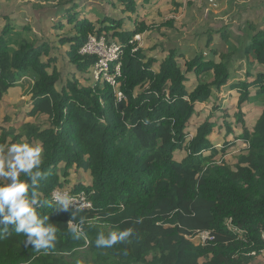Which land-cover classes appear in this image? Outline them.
Wrapping results in <instances>:
<instances>
[{
  "label": "trees",
  "instance_id": "obj_1",
  "mask_svg": "<svg viewBox=\"0 0 264 264\" xmlns=\"http://www.w3.org/2000/svg\"><path fill=\"white\" fill-rule=\"evenodd\" d=\"M56 1L34 11L55 19L54 31L65 29L57 43L65 47L75 74L63 76L52 40L38 37L29 24L16 31L8 19L0 31V99L16 90L26 73L33 82L24 108L29 120L19 133L0 128V145L9 135L12 143L41 145L40 170L46 175L36 192L51 207L36 211L56 225L57 243L37 253L9 226L10 235L0 239V264H251L264 250V0L259 16L258 5H243L228 20L242 23L241 55L259 69L246 72L250 82L232 85L239 90L234 121H218L207 111L192 130L197 105L211 101L215 108L212 96L230 81L228 59L237 45L229 24L200 33L197 47L161 34L163 39L147 48L134 37L174 25L173 18L158 24L139 19V10L152 0ZM171 3L174 14L183 7ZM106 4L120 16L107 13ZM89 34L122 45L120 57L110 63L112 71L120 65L116 85L94 80L89 70L97 57L79 53ZM216 34L219 40L213 39ZM188 74L195 78L192 84ZM247 102L261 105L249 125L241 106ZM40 117L46 123L35 122ZM216 123L221 146L210 138ZM233 150L230 164L226 156ZM71 170L88 174L89 182L71 185ZM54 188L85 192L91 208L53 211ZM71 214L85 218L79 239L67 225ZM127 229L132 235L126 242L95 246L99 233ZM203 230L213 239L195 243L191 236Z\"/></svg>",
  "mask_w": 264,
  "mask_h": 264
},
{
  "label": "rangeland",
  "instance_id": "obj_2",
  "mask_svg": "<svg viewBox=\"0 0 264 264\" xmlns=\"http://www.w3.org/2000/svg\"><path fill=\"white\" fill-rule=\"evenodd\" d=\"M155 0H152V2L145 8V10H139V19L145 18L146 23L148 24H158L162 21H165L169 18L174 19V25L171 28H165L161 29V32L158 31H152V32H145L142 34H139L138 37H134V40H137L139 45L146 46L147 48L153 46L154 44H157L160 42L163 38L161 37V34L171 35L172 38L177 37V40L179 42H182L183 40H189V42H193V45L197 47L194 43L198 38H200V33L204 32L207 28H217L222 25L229 24L228 31L230 34L234 36L231 40L236 43L237 49L231 53L229 56V65L230 68L236 70L237 75L244 76L246 70H248L251 67V70H253L255 67H253V63L248 64V59L242 56L241 53V46L240 43V35H241V23L239 22H232L228 23L229 18L234 16L240 6L246 5V2L244 0H192L193 4L192 6H189L187 2L189 0H176L183 3V7L179 9L178 13H172L171 11L174 10V6L172 5V0H156L155 3H153ZM247 1V0H246ZM48 6H52L56 0H11L10 6H7V8H4L9 14H11L16 20L23 21L25 24H29L31 28L36 32L38 37H41L46 40H52V44L56 46L54 55L57 56L58 62L60 63V70L63 72V76H66L69 72H71L68 77L71 78L73 74H75V69H73L65 56V47L59 46L57 43L59 34H62L65 29L63 30H53L49 24L48 21L43 20H37V17L34 15L33 8L35 6H38L40 4L45 3ZM260 2L261 0H249V6H255L258 5V9L256 10V14L259 16L261 13L260 8ZM105 10L107 13H111L113 16L118 18L120 16V12L118 10H113L111 7L104 5ZM80 8H86V6H81ZM85 9H81L80 12L84 11ZM113 12V13H112ZM82 14V13H81ZM80 14V16H82ZM86 13L84 14V16ZM93 17V15H90ZM133 17V15H132ZM95 18V16H94ZM126 27H130L129 20H126L125 23ZM53 30L54 32H52ZM214 40H219V36L216 34L214 35ZM205 40V39H203ZM243 48V46H242ZM241 49V50H240ZM158 49H156L154 52L156 53ZM242 54V55H241ZM247 65V66H246ZM92 74V69L89 70ZM89 74V73H88ZM26 77L22 79V77L18 78V85H20L23 88L24 93H26L31 84L33 77H31V72L25 74ZM190 79V84L194 82L195 78L192 74H188ZM246 77V76H245ZM205 79H207V76H204ZM244 78L243 80H246ZM22 80V81H21ZM224 89V87L222 88ZM222 89H220L218 92L219 97L221 96V101L219 99H214V102L216 104L215 108L212 107L211 101L205 102L202 104L197 105L196 112L194 114V117L192 118L190 122L191 130L195 126V123H198L202 121L206 116V112L209 111L210 113H215V115L218 117V121L226 119L227 121H234V118L232 117L231 113L238 112L237 108V102L236 100H232L231 104L229 106L230 111L228 108H224V104L229 102L228 94L226 92L222 94ZM217 92L215 94H217ZM215 94L212 96L211 99L214 98ZM27 101L24 102V107L26 106ZM254 102H252L253 104ZM245 103H243L241 106H243ZM249 105V104H245ZM259 106L258 104H255ZM9 104L6 103L3 105L0 104V128H15V132H20V125L24 121H28L29 118H25L24 116V110H19V108L14 109L13 111L15 113H9L7 116H9L8 120L4 119V116L7 112L11 111V108L9 109ZM256 106V107H257ZM254 111V110H253ZM252 115H254V112L248 114L247 120L252 118ZM245 117V115H244ZM31 121V120H30ZM35 122L42 124L46 123V120L44 117H40ZM218 123L215 124L214 130L212 131L210 138L211 141H213L217 146L223 145V140L218 136V130H217ZM13 143H19V142H13ZM12 144V138L9 135L6 139V143L4 146L0 145V154L6 153V150L8 146ZM237 151L233 150L231 151L227 156L226 160L228 163L232 164L234 162V156ZM180 153L179 155H181ZM71 177H70V183L75 184L77 181L81 182H89L88 174L85 176V178H82L81 174H76L75 171L71 170ZM78 176V177H77ZM195 242H199L196 238L194 239ZM251 264H264V250L261 251V253L252 260Z\"/></svg>",
  "mask_w": 264,
  "mask_h": 264
},
{
  "label": "clouds",
  "instance_id": "obj_3",
  "mask_svg": "<svg viewBox=\"0 0 264 264\" xmlns=\"http://www.w3.org/2000/svg\"><path fill=\"white\" fill-rule=\"evenodd\" d=\"M41 153V145H32L24 141L10 144L6 153L0 154V239L10 235L9 226H12L15 233H23L26 236L24 246H31L37 253L42 249H52L57 243L56 225L48 222L49 215L41 216L36 211L37 207H51V203L47 200L41 201L36 192L40 180L46 175L40 170ZM21 175L27 180L21 179ZM29 189H31L30 194ZM69 192L72 193L71 190ZM52 200L58 205L53 210L56 212L67 211L70 204H73V199L69 193L59 190L52 194ZM84 223V217L77 218L71 214L67 225L74 238L79 239L82 236ZM199 232L201 231L191 236L193 241L195 238L197 239L196 236ZM131 235V229L112 231L107 235L101 232L97 235L95 246L97 248H111L113 245L126 242Z\"/></svg>",
  "mask_w": 264,
  "mask_h": 264
},
{
  "label": "built area",
  "instance_id": "obj_4",
  "mask_svg": "<svg viewBox=\"0 0 264 264\" xmlns=\"http://www.w3.org/2000/svg\"><path fill=\"white\" fill-rule=\"evenodd\" d=\"M139 35L135 36L138 37ZM122 52V45L117 42H108L106 38L102 35L89 34L87 40L83 46L79 49L80 54H91L97 57V61L92 66V75L94 80H105L112 85H116L115 72H119V64H116L114 71L110 69V63L118 60ZM119 99L122 97L120 92H117ZM68 192L73 199V204L70 207L76 209H88L91 207V202L87 199L84 192L72 194L67 189H53L52 194L55 191ZM53 201V200H52ZM54 202V201H53ZM197 239L201 244H205L206 241L212 240L213 236L209 231H201L197 234ZM264 239V236H263Z\"/></svg>",
  "mask_w": 264,
  "mask_h": 264
},
{
  "label": "crops",
  "instance_id": "obj_5",
  "mask_svg": "<svg viewBox=\"0 0 264 264\" xmlns=\"http://www.w3.org/2000/svg\"><path fill=\"white\" fill-rule=\"evenodd\" d=\"M244 1L246 2V5L249 6V3H248L249 0H247V1L244 0ZM10 3H11V0H0V31L2 30V28L4 27V25L6 24V22L8 21V19L14 22L12 24L14 25L13 27H14V30H16V31L20 30L22 28V25L25 24L20 19H19V21L16 20V18H14L11 14H9L6 10H4V8H7V6H10ZM255 6H257V5H255ZM34 8H33V11H34ZM34 15H35V17H37V20L48 21L51 26L53 25V23L55 21V19H53L51 17H48V18H42L41 17V18H39L36 10L34 11ZM241 25H242V23H241ZM126 28H129V27H126ZM171 35H167V36H171ZM213 39H215V38H213ZM253 65H254L253 67H255L253 70H251V67L248 70H246V72L247 71H250L251 75L253 73H255L256 70H259L258 69V64H253ZM58 66H61L60 63H58ZM72 68L74 69V67H72ZM236 72L237 71L234 70V68L231 69V78H230V81L224 86V89H222L223 87L221 88L222 89V94L221 95H223L224 92H226L228 94L229 102L224 104V108H228L229 109V112H231L230 111V108H229V106L231 104V101L232 100L238 101V97H239V92H238L239 90L238 89H235V88H232V85L235 84V83H238V82H243V81H249L250 82L252 80L250 78H247L246 80H243L244 78H246L245 77L246 76V72H245V74H244L243 77L237 75ZM61 73H63V72L61 71ZM24 77H26V75H24L22 77V79ZM18 83H19V81L17 82L16 90H13L11 92V94H9L8 96L4 97L3 99H0V104L1 105L2 104L4 105L6 103V101H7V103L9 104V106H8L9 109L11 108V111L10 112H7L5 115H7L9 113H15L13 111V108L14 109L19 108V110H23L25 107L29 106V100H28V94H27L28 91L26 93H24L23 88L20 85H18ZM214 98L216 100L219 99V101H221V99H222L221 96L219 97L218 92H217V94H215ZM25 101H27V103H26V106L24 107L23 104H24ZM245 104H249V105H245ZM245 104L242 106V111L245 113V117L244 118L246 119V122L249 125V123H251L252 121H254V118L260 112L261 105L258 104L259 106H257V105H255V103L252 104V102H247ZM252 112H254V115H252V118L248 122L247 116H248V114H250ZM231 114H233V113H231ZM78 174H80V172H78ZM81 175H82L81 176L82 178H85V176L87 174H84L83 173ZM88 177H89V175H88ZM89 179H90V177H89Z\"/></svg>",
  "mask_w": 264,
  "mask_h": 264
},
{
  "label": "bare ground",
  "instance_id": "obj_6",
  "mask_svg": "<svg viewBox=\"0 0 264 264\" xmlns=\"http://www.w3.org/2000/svg\"><path fill=\"white\" fill-rule=\"evenodd\" d=\"M91 69H92V67H91ZM86 197H87V195H86Z\"/></svg>",
  "mask_w": 264,
  "mask_h": 264
}]
</instances>
